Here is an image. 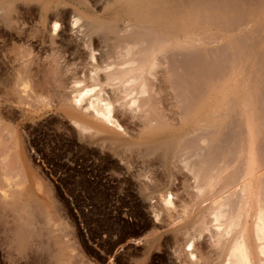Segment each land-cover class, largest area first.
Masks as SVG:
<instances>
[{"label": "bare ground", "instance_id": "bare-ground-1", "mask_svg": "<svg viewBox=\"0 0 264 264\" xmlns=\"http://www.w3.org/2000/svg\"><path fill=\"white\" fill-rule=\"evenodd\" d=\"M51 2L37 1L40 16L35 34L39 31L42 38L36 37L44 44L50 33L60 55L68 54L79 62L72 65L70 75L59 73L57 63L49 64L57 79L52 75L53 80L47 78L40 88H36L38 81L30 80L34 77L13 73L21 79L15 81L11 75L15 79H10L13 82L4 89L5 94L0 93V128L7 133L2 130L0 134V223L11 233L14 247L20 245L24 254L34 239L47 237V248L41 239L36 245L45 248L51 259L57 257L56 264H75L82 255L75 251L76 258L70 262L64 250L74 245L68 244L63 229L55 230L50 221L38 224L40 217L49 216V207L57 206L56 198L51 185L45 184L47 180L44 183L39 171L30 166L29 155L25 157V134L31 132L25 126L26 118L61 111L80 138L101 139L106 131L116 132L119 137L110 136L106 148L111 146L118 156L129 155L134 171L124 169L131 178L143 176L144 181H152L160 169L164 172L165 181L145 182L144 197L159 192L165 206L174 204L168 185L177 173L183 174L193 197L180 203L181 221L169 231L180 232L179 242L188 246L186 264H264V0ZM30 3L0 0V25L24 27L21 5ZM108 13L112 15L106 17ZM19 54L22 56L18 53L16 60H20ZM210 57L208 64L200 66L199 58ZM6 75L7 81L10 77ZM31 83L35 87L30 88ZM50 92L52 99L46 101ZM125 113L138 118V128L123 129ZM7 158L12 161L11 171L5 164ZM27 181L47 195L49 205L38 202ZM160 211L153 210L156 219ZM153 230L142 239L149 257L153 252L148 250L159 245L155 235L159 229ZM204 233L210 244L199 254L195 241ZM9 239L5 240L11 246ZM50 242L61 249L57 256L52 254ZM83 259H77V264L93 262Z\"/></svg>", "mask_w": 264, "mask_h": 264}, {"label": "rangeland", "instance_id": "rangeland-1", "mask_svg": "<svg viewBox=\"0 0 264 264\" xmlns=\"http://www.w3.org/2000/svg\"><path fill=\"white\" fill-rule=\"evenodd\" d=\"M37 1L31 0V3L29 5L27 6L23 5V7L21 5V9L23 10V11L21 10L22 14L23 16L25 14V18H26V25L24 27L21 25V27L24 28L25 31L24 29L22 30L21 27L20 28L12 27L11 29H9L3 25H0V76L2 75L1 77H3L4 75L7 74L6 77L7 78L10 77L7 79V81L9 82L6 81L5 76L3 78H0L1 80L4 79L0 81L1 82L0 83V90H1L0 93L1 94H5V91L9 88V86L11 85V83L13 82L15 78L17 79L15 81H18L24 76H26L27 78L34 77V78H31L30 80L35 84H36V81H38L36 84L37 85L36 88H40L38 87L40 83L42 84H40L39 86L41 87L45 86L44 83L46 82L47 78L48 79L51 78L53 80L52 75H54L57 79V76L53 72H52L53 74L50 72L51 71L50 65L51 63L53 64V62L54 64L57 63L56 64L58 67L57 71L58 72L61 71L59 73H66L67 71L68 75H70L69 72L71 71L73 72L74 66L72 65H75V63L79 62L78 60H74L71 58L69 59L68 54H65V56L62 57V54L60 55V52L57 50V47L55 46L56 44H54L50 33L49 34L46 33V35L48 36H45L44 39L46 40L49 37L50 38L46 40L44 44H41V39H40L42 38L40 35L41 33L37 31V33L35 34L36 32L35 30H37L38 20L40 16ZM49 1L51 2L52 0H49ZM58 1L60 2L64 0H58ZM58 1L53 0L51 3H55ZM19 3H21V1H19ZM62 5L64 6V4ZM25 7H27V9ZM67 7H70V6H67ZM108 15L111 16L112 14L108 13L106 17H108ZM15 29L18 31H16ZM27 32L29 33L28 35H27ZM31 32H32V36H31ZM33 35H34V38H33ZM71 35L75 36V33ZM36 36L38 37L40 36V38L38 39V37ZM30 40L31 42H29ZM34 40H37V41L40 40V41L37 42ZM29 44L31 46H29ZM22 45H24L22 47L23 49L21 48ZM42 45H44V47ZM19 48L22 49V51ZM17 49L21 52H19ZM25 50L26 52L23 53ZM16 52L22 53V56L21 54H19L20 60L18 59L16 60V58H18L17 57L18 53ZM14 53H16L15 54L16 58L13 59ZM24 54H26L28 57L25 58L26 55L24 56ZM21 57L22 58L24 57L25 61ZM27 58L29 59L28 61H27ZM206 60H204L203 58L202 59L199 58L198 62L201 63L200 66L202 64L203 65L208 64V62L211 60V57ZM47 65H49V67ZM37 66L39 67L40 71H37L38 69ZM14 68H16L17 71H15L16 69L13 70ZM9 72L10 73L12 72V74H10ZM17 72H20V75H22L20 76L21 78L19 76L17 77L16 75ZM36 72L39 75V78L37 77L38 75H35ZM8 73H9V76H8ZM13 73H16V74H13ZM26 74L32 75V76L29 77ZM11 75H13L12 77H15V78H12ZM11 78L13 80H10ZM5 82L6 84L7 83L8 84L5 85ZM33 83H31L30 88L33 87L34 85ZM58 83H59V80H58ZM1 85H4V86H1ZM4 89L6 90L4 91ZM31 94L35 96L37 93L31 92ZM51 95H52V92H50V94L47 95L48 99L46 101L48 100L51 101L52 97H49ZM38 102L39 101H36L35 104ZM34 117L35 118L29 117V120L28 118H26L27 120L24 119V121L26 120L25 123H27L25 125L26 128L28 126V129L31 131L30 133H28V135L25 134V137L27 139L29 138V140L26 139V141L28 142L27 143L28 153L26 152L27 154L25 157L29 155L27 158H29L28 162L31 165L30 164L28 165L32 166L34 170L36 168L35 170L36 173L37 171H39L40 173L38 172L37 174L40 177L43 176L42 177L43 182L44 181L46 182L47 180L48 183L47 182L46 183L44 182V183L51 185L52 189H54L53 194H54V197L56 198L55 203L58 206V207L56 206L58 209V212L57 210L54 209L56 208L55 206L53 208L49 207L51 211L49 213V216L47 217V219H43L46 217H40L38 219V224H44L45 222L50 221L53 224V228L55 230L63 229V234L65 233L63 236L67 240L68 244L74 245V247H71V246L67 247V251L64 250V252L67 253L66 257L69 258L70 262H72V260L76 258L75 251H78L80 254L82 252V255L81 256L79 255L78 256L79 258L77 259H80V258L83 259L84 257L85 261L88 263H91L93 261L91 264H96L97 262H99V264H138L137 262H140V261H143V263L141 262L142 264H145V262L146 264H148L149 262H150L149 264H184V263L186 264L188 260L186 256L188 246L185 247L183 245V242L182 243L179 242V240L181 239L180 232H179L180 235H177L179 234L178 232L169 231V230L173 231V229L176 227L174 225H177L179 221H181L179 217L182 215V212H183L182 211L183 210L182 205L184 204L183 200L184 199L188 200L190 198L188 200L190 201L193 197L192 191L186 189L187 182L185 181L186 178L183 176V174L177 173L173 177L172 182L169 184L170 186L168 185L169 188L171 187L170 191L173 196L172 198H173L174 204L170 206H165L164 202L161 200L159 196L160 195L159 192H156L157 194L155 193L149 196V198H146L147 195L144 189L145 182H149L150 184H153L155 183V181L157 182L165 181L166 178H165L164 172L161 171L160 169L157 173V176H152V181H150L151 178H146L147 180L148 179L149 180L147 181L145 179L146 181H144L143 176H141V178L132 177L133 178L132 179L131 178L132 175L127 173L124 169V168L129 167L130 171H134V167H132L133 169L130 168V166H132L131 165L132 163L129 159V155L127 154L126 156V153H125L123 156H120V155L118 156L111 149V146H109L108 149L106 148L108 146L107 143L110 140L109 137L113 136L114 134L117 135L116 132H113L114 134H110L112 132L106 131L104 134H101L102 136L100 135L101 139L91 140L87 138H80L78 133L75 132V129H74L75 127L73 126V123L69 121V118L64 117V114L61 111L60 112L54 111L46 115H40V116L37 115ZM131 117L132 116L130 115V113H125L121 117L125 122L124 126L125 125L128 126V127L123 126V129L126 128L128 131H131V129L139 127L138 125H136L138 118L132 119ZM33 119L34 121H32ZM2 130L5 131L3 128ZM2 130L0 131V134L3 133ZM3 134L7 135L6 131ZM115 135L113 137L115 138L119 137V135L118 136H115ZM94 138H97V137H94ZM96 143H99V144L96 145ZM3 146L5 145H2V147ZM111 152L113 153V155ZM123 157L126 158L127 162H125V159H123ZM10 158H12V155L10 156ZM10 158H7V161H6L7 163H5L7 164V167L8 166L10 167L12 165L11 164L12 161H10L11 160ZM12 159H14V156ZM29 160L32 163L33 162L34 163L32 164ZM14 161L15 159L12 162L13 163L12 166L15 168L16 166L14 165ZM12 166L10 167V169L9 168L7 169L11 171ZM120 166L123 167V169H121ZM14 168L12 169L13 171H14ZM28 184L29 183L27 181L26 186ZM28 187H29L28 189L30 190L29 192L32 194L34 193L33 195H35V197L38 198V202L39 201L43 202L42 204H45V205L50 204V201H48V197H46L47 195H45V193L43 192H39L36 188V185H34L33 183H30ZM150 197L152 200L150 199ZM145 198L147 199V201L145 200ZM158 198L160 200H158ZM180 203H183V204H180ZM174 209H177V210H174ZM153 210H158V211L161 210L160 211L161 217L159 216L158 217L159 219L155 218V214ZM179 212L181 214H179ZM168 224H169V227L167 228ZM1 226L3 227L0 228V264H56V261L54 259L57 257H55L54 259H51L49 254L47 253L45 254L46 252L45 248H47V246L49 245V243L47 245L46 241H44L45 239L47 240V242H49L47 237H43L44 238L43 240H42V237L38 239H34V241L32 242L33 246L27 249L28 252L25 251V253L22 254L20 253V251H22L20 245L19 247L18 245H16L18 248L16 246L14 247L15 244H14V241L12 240L13 238H11L10 236L11 233L6 230L4 231V225L0 223V227ZM154 228L159 229V231L155 234L158 236L159 245L158 247H156V244H157L156 243L155 245H153V247H151L148 250V251H151L150 253L153 252L152 254H150V257H151L150 258L149 256H147L148 253L144 251L146 250V247H144L146 246V244H144V240L146 239L147 236L148 237L151 236L148 233L153 232ZM160 230L161 231L164 230V233L161 232ZM165 230H167L166 231L167 233L165 232ZM175 234L177 235V237ZM7 237H10L11 241ZM71 237H73L74 240H77V241H74L73 238ZM143 238L145 239L142 240ZM5 239L7 240L9 239L10 242L13 241L12 242L13 245L12 243H10V245L13 247L9 246V244L7 245L6 243L7 240ZM40 239L41 241H43L44 244L46 243L45 248H42V249L39 248L38 244L40 242L38 243V241ZM208 240H209V237L207 233H204L201 237L196 239L195 245H196L197 251L198 252L200 251L199 254H202L208 250L207 245L210 244ZM73 241L75 243L71 244V242L73 243ZM36 242L38 243L37 245H36ZM52 244H53V247H52ZM50 246L53 251L52 252L53 255L57 256L61 252V249L57 245H55L53 242H50ZM174 246H175V249L173 248ZM38 248L39 250H37ZM11 249L13 250L10 251ZM128 250L130 252H128ZM177 250H179V253ZM15 251L18 252L19 254L15 253ZM21 254L23 255V258H21L22 257ZM18 255L20 256L18 257ZM138 256L140 258H137ZM86 257H88L89 259ZM134 257L135 259H139V260L134 259L133 261L132 258ZM144 257L145 258L147 257V258L144 259ZM77 259H75V264H77L78 262L76 261Z\"/></svg>", "mask_w": 264, "mask_h": 264}]
</instances>
